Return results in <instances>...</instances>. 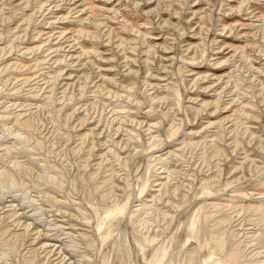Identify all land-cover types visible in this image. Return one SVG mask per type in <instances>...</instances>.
Listing matches in <instances>:
<instances>
[{
	"label": "rangeland",
	"instance_id": "rangeland-1",
	"mask_svg": "<svg viewBox=\"0 0 264 264\" xmlns=\"http://www.w3.org/2000/svg\"><path fill=\"white\" fill-rule=\"evenodd\" d=\"M0 264H264V0H0Z\"/></svg>",
	"mask_w": 264,
	"mask_h": 264
}]
</instances>
